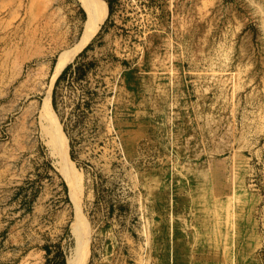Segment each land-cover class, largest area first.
Returning a JSON list of instances; mask_svg holds the SVG:
<instances>
[{
    "label": "rangeland",
    "instance_id": "1",
    "mask_svg": "<svg viewBox=\"0 0 264 264\" xmlns=\"http://www.w3.org/2000/svg\"><path fill=\"white\" fill-rule=\"evenodd\" d=\"M85 18L0 0V264H77L76 218L81 264H264V0H117L53 77Z\"/></svg>",
    "mask_w": 264,
    "mask_h": 264
},
{
    "label": "bare ground",
    "instance_id": "2",
    "mask_svg": "<svg viewBox=\"0 0 264 264\" xmlns=\"http://www.w3.org/2000/svg\"><path fill=\"white\" fill-rule=\"evenodd\" d=\"M86 13L83 28L78 41L71 47L62 50L55 61L52 76L55 77L59 71L70 61L74 54L89 40L95 30L99 27L100 22L106 14L107 5L103 0H77ZM39 121L46 142L51 153L56 157L57 169L63 175L69 189V194L75 202L79 199L81 190L80 172L74 162L69 158L67 145L64 135L55 119L49 94L44 96L41 105L38 108ZM71 231L75 238V250L69 261L77 259L81 264L82 259L87 254V245L85 232L81 227L80 218H76L71 225Z\"/></svg>",
    "mask_w": 264,
    "mask_h": 264
},
{
    "label": "trees",
    "instance_id": "3",
    "mask_svg": "<svg viewBox=\"0 0 264 264\" xmlns=\"http://www.w3.org/2000/svg\"><path fill=\"white\" fill-rule=\"evenodd\" d=\"M105 1H106V3H107L108 15H110V14L112 13V11H113L114 2L117 1V0H105ZM88 46H89V45H87L84 49H86ZM70 66H71V63H69V64H68V65L62 70V72H61L60 75L58 76L56 82H58L59 79L65 75V73H66L67 70L70 68ZM79 67H80V66L77 65V66H76V69H78ZM51 102H52V105H53L54 109H56L57 107H56V101H55L54 90H53V93H52V100H51ZM71 153H72V152H71ZM71 153H70V154H71ZM72 156H73V155L71 154V157H72Z\"/></svg>",
    "mask_w": 264,
    "mask_h": 264
},
{
    "label": "crops",
    "instance_id": "4",
    "mask_svg": "<svg viewBox=\"0 0 264 264\" xmlns=\"http://www.w3.org/2000/svg\"><path fill=\"white\" fill-rule=\"evenodd\" d=\"M183 237H184V236L182 235V237H181L180 240L182 241L183 246H186V247H185V253H188V252H187V250H188V242H187V240H191V239H193V237H192V235H187V236H185V243H184V239H183ZM186 242H187V244H186ZM173 254H175V251L172 252V255H173ZM170 257H171V255H170ZM171 258H172V257H171Z\"/></svg>",
    "mask_w": 264,
    "mask_h": 264
}]
</instances>
